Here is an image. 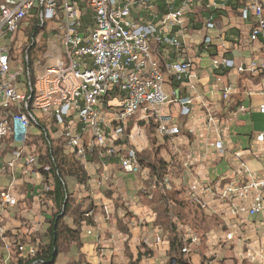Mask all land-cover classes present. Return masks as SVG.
<instances>
[{"label":"built area","instance_id":"2783aa9c","mask_svg":"<svg viewBox=\"0 0 264 264\" xmlns=\"http://www.w3.org/2000/svg\"><path fill=\"white\" fill-rule=\"evenodd\" d=\"M231 4L238 6V0H0V144L8 139L14 147V157L6 166L10 171L5 170L9 183L0 192V212L18 205L14 191L20 175L28 174L29 167L51 169V165L41 163L40 156L27 151L33 131L45 138L42 144L47 153L56 136L62 139L64 150L75 154L86 170L94 158H99L104 168L101 186L112 176L109 167L113 159L127 173H142L138 154L145 149L146 131L140 122L155 119L159 134L171 137L178 133L172 123L174 106L182 116L196 115L193 96H180L174 86L171 91L167 89L173 82L184 83L190 91L196 89L198 77L193 60L185 55L184 33L189 28L190 14L198 8L208 10L202 28L207 31L201 40L210 45V32L218 27L217 13ZM239 19L249 25L250 40L263 43L262 56L240 64L227 56L213 58L211 67L215 71L235 69L239 74L264 73V0H245ZM48 20L57 22L54 31L59 29L60 33L48 43L51 51L46 53V63L36 62L30 52L33 47L42 50L41 44L46 45L37 32L46 27ZM32 21L36 22L34 28ZM60 40L64 45L59 44ZM152 41L173 48L178 58L161 64ZM13 42L17 47L30 44L21 70H14L11 65ZM234 89L233 83L224 86L223 99L228 100ZM250 109L240 105L229 117H217L207 109L202 121L206 130L217 135L211 145L223 152L226 130ZM260 112L264 113V104ZM133 118L136 120L131 126ZM199 119L197 116L196 121ZM190 131L194 128L190 127ZM183 139L178 137V143ZM257 140L264 143V132L258 134ZM249 155V150L243 148L235 152L240 161L236 173L244 176L245 182L230 183L220 196L229 200L232 196L247 199L252 195L249 207L234 205L235 213L264 214V176L250 170ZM202 158L197 153L186 156L189 174ZM170 182L167 172L153 185L171 189ZM51 189L44 183L40 194ZM207 192L208 188L193 172L192 200L206 208ZM35 224L39 228V223ZM233 236L229 233L227 238ZM185 240L197 244L200 238L189 233ZM146 243L150 244V240ZM42 246L43 240L37 238L33 243H20L19 250L30 259ZM12 247L10 240L4 241L0 264L11 263ZM183 251L189 253L190 247L186 245Z\"/></svg>","mask_w":264,"mask_h":264},{"label":"crops","instance_id":"0c3cea01","mask_svg":"<svg viewBox=\"0 0 264 264\" xmlns=\"http://www.w3.org/2000/svg\"><path fill=\"white\" fill-rule=\"evenodd\" d=\"M236 8L237 6L231 4L226 10L217 13L218 27L210 32L213 37L210 45H204L201 40L207 31L202 28L208 10L198 8L190 14L189 28L184 33L185 55L193 60L194 71L198 77L196 89L190 91L184 83L177 82L167 85L168 91L174 86L180 96H193L196 114L186 117L180 114L177 106L172 108V123L177 126L178 133L170 137L171 152L165 151V157L170 162L169 190H184L190 197L194 172L201 184L208 188L205 196L206 213L218 221L204 238L191 226L179 224V229L185 236L190 233L200 238L197 244L187 243L190 247L187 254L191 257L192 264H197L198 261V264H201L203 256L213 258L209 264H264V214L250 215L234 211V205L249 207L252 204V195L247 199L232 196L229 200L220 196V191L230 183L241 185L245 182L244 176L236 173L240 164L235 157L238 149L249 150L248 167L257 176H264V143L257 140L258 134L264 132V113L260 112V106L264 104V73L239 74L235 69L215 71L211 67L213 58L227 56L235 60L236 64H240L249 63L252 58L263 54V43L259 42L260 45L250 40V27L236 15ZM151 45L161 64L178 58V53L173 48L157 45L154 41ZM228 83H233L235 89L230 98L225 100L222 90ZM240 105L251 109L240 114L238 120L228 127L223 136L225 150L221 152L211 145L217 135L213 130H206L202 117L207 109L217 117H229ZM197 116L200 119L196 121ZM190 127H193L194 131H190ZM51 135L53 136V133ZM178 137L184 139L178 143ZM55 140L57 136L51 143L55 144ZM42 141L44 144L45 138L33 131L27 151L40 156L43 164L42 157L46 155L47 150ZM143 144L145 149L149 147L146 132L143 134ZM117 147L119 150L123 149L118 145ZM190 153L203 155L192 168V174H189L185 166V158ZM13 154L11 140L7 139L0 144V192L8 186L9 178L5 170L10 171L6 166L13 159ZM177 164H180V167ZM28 169V174L20 175L14 191L18 205L0 212V260L4 241L9 240V234L21 233L23 237L29 238L31 233L44 232L45 221L51 217V207L46 203L45 194H40L41 186L47 182L39 170L32 167ZM109 169L112 176L103 186L99 184L104 172L99 158H94V162L86 170V185L79 184L73 178H67L70 191H74L79 197L85 194H91L93 197L96 204L95 225L84 226L82 245L79 248L73 247L68 253L60 254L57 264H127L129 251L136 254L148 239L154 252L152 256L146 257L143 264H168L169 244L163 239L161 229L154 227L155 214L140 195L146 190L150 198L153 196L147 189V172L142 170V173H127L122 170L116 159L112 160ZM109 189H114L121 197L119 205L114 198L107 195ZM130 212L134 215L129 224L130 232H121L117 221L124 219ZM35 222L39 223V228ZM229 233H234L232 239L227 238ZM210 235L211 242L208 246ZM163 246L166 247L165 257L161 258L158 250ZM200 248L205 251L199 252ZM15 262L12 259L10 264H16Z\"/></svg>","mask_w":264,"mask_h":264},{"label":"trees","instance_id":"16d2710c","mask_svg":"<svg viewBox=\"0 0 264 264\" xmlns=\"http://www.w3.org/2000/svg\"><path fill=\"white\" fill-rule=\"evenodd\" d=\"M245 0H238L236 15L240 16V8ZM136 120H131V126ZM140 125L145 129L149 139V147L138 154L139 162L143 170L147 172L149 181L147 189L152 193V198L146 190L141 192V198L153 210L155 214L154 227L162 231V237L168 242V264H192L191 257L183 251L190 243L185 240V234L179 229L180 223L191 226L197 234L204 238L214 224H218L217 218L208 216L206 208L192 200L191 195L184 190H169L163 186L153 185V181L162 179L169 171L170 162L165 157V151H170V137L159 134V122L155 119L141 121ZM131 128H129L130 131ZM176 135V134H175ZM43 164L51 165L48 171L41 170L46 181L52 189L45 193L46 203L51 207V217L46 219L44 232L31 233L25 238L21 233H11L8 238L12 242L13 259L16 264H57L60 254L71 251L73 247L82 245V233L84 226L95 225L96 204L91 194L79 197L74 191H70L67 178H73L81 185H86L88 173L75 154H67L63 148L62 139L55 140L50 151L42 157ZM180 167V164H177ZM107 195L120 204L121 197L114 189H109ZM134 219L130 212L124 219H118V229L129 233V224ZM43 240L40 252L33 258L24 257L20 250V243H33L36 239ZM154 250L150 244L143 243L138 252L129 251L127 264H143L146 257L152 256ZM210 257L203 256L201 264H209Z\"/></svg>","mask_w":264,"mask_h":264},{"label":"rangeland","instance_id":"374dc122","mask_svg":"<svg viewBox=\"0 0 264 264\" xmlns=\"http://www.w3.org/2000/svg\"><path fill=\"white\" fill-rule=\"evenodd\" d=\"M35 21H32V28H34ZM57 22L56 21H47L46 27L45 28H40L37 32V36H42L43 41L45 42L46 45H42V50L39 49L38 47H33L30 52L31 59H35L36 62H39L40 60L45 61L46 63V53H49L51 51L50 45L48 44L50 40L56 39L57 33H60L59 29L57 31H54L55 28H57ZM212 34V33H211ZM210 34V35H211ZM60 45H64L63 41L60 40L59 42ZM30 44L27 45V42L21 46L17 47L16 42H13L11 45V65L14 70H21L25 66V56H26V51L25 49L29 47ZM41 52L38 54V57L36 58V53ZM65 59V58H64ZM211 242V235H210V241H208V246H210ZM165 249L166 247L163 246L161 247L158 251L160 253V257L164 258L165 257ZM201 249V250H200ZM199 252L203 253L205 251L204 248H200ZM213 260V258H212ZM211 261V260H210ZM199 261L197 262V264Z\"/></svg>","mask_w":264,"mask_h":264}]
</instances>
